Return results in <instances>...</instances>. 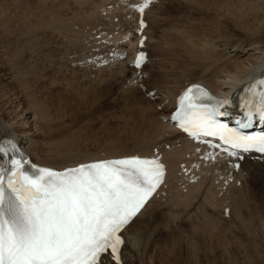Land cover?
Wrapping results in <instances>:
<instances>
[{
  "label": "rangeland",
  "instance_id": "374dc122",
  "mask_svg": "<svg viewBox=\"0 0 264 264\" xmlns=\"http://www.w3.org/2000/svg\"><path fill=\"white\" fill-rule=\"evenodd\" d=\"M110 1L0 0V84L7 83L6 88L25 97L27 103L39 105L53 123L64 125L75 135V148L52 147L51 155L60 153L57 161L138 149V144L124 130L134 122L128 117L152 101L136 89L122 91L123 86L113 81L111 73L96 72L93 77V71L75 66L76 61L89 54L88 38L94 33L90 25H100L99 8ZM258 1L158 0L155 7L151 5L144 13L149 25L144 32L147 40L143 51L154 60L151 67L142 70L141 85L147 88V93L157 84L152 77L154 71L161 74L171 71L188 58L190 51L203 52L213 45L219 49L232 46L237 38L226 31L229 15L222 3L251 17L249 10L258 6ZM102 25L105 27V23ZM86 43L88 46L82 51ZM124 126L127 128L122 129ZM46 159L52 161L53 157ZM260 173L247 174L240 184L235 182L229 187L234 189L227 194L229 189L223 192L226 195L215 204L225 206L224 210L219 207L208 212L206 206L212 203V198L205 193L202 200L186 197L177 202L180 212H172L181 215L159 210L157 224L151 225V230L149 227L148 234L145 230L137 243L134 241L136 259L126 252L124 261L264 264V170ZM200 201L204 206H200ZM148 214L151 217V211ZM145 217L136 225V232L145 229L150 218Z\"/></svg>",
  "mask_w": 264,
  "mask_h": 264
},
{
  "label": "snow or ice",
  "instance_id": "6c2138e0",
  "mask_svg": "<svg viewBox=\"0 0 264 264\" xmlns=\"http://www.w3.org/2000/svg\"><path fill=\"white\" fill-rule=\"evenodd\" d=\"M153 3L143 0L136 11L143 15ZM144 28L141 20L140 30ZM145 62L140 52L134 66L140 69ZM248 91L251 98L245 99L244 106L264 119V77ZM204 97L207 93L201 87L188 88L179 97L172 120L189 136H219L229 149L237 150H228V155L238 160L253 151L264 154V134L233 131L226 137L212 119L214 110L200 102ZM250 126L251 113L248 122L240 124ZM14 149L11 145L9 150ZM13 164L16 171L0 170V264H106L109 260L123 264L125 241L120 233L145 208L164 177L158 157L105 160L59 173L45 168L35 176L19 171L21 161Z\"/></svg>",
  "mask_w": 264,
  "mask_h": 264
},
{
  "label": "bare ground",
  "instance_id": "6f19581e",
  "mask_svg": "<svg viewBox=\"0 0 264 264\" xmlns=\"http://www.w3.org/2000/svg\"><path fill=\"white\" fill-rule=\"evenodd\" d=\"M119 1L121 0H118V2ZM105 5H107V3ZM108 5H115V2L112 0L108 2ZM221 5L224 8V12L229 15V28L226 31H230V34L236 35L237 40H233V42L236 43L232 42V46L229 49H219L214 45L211 47L210 44V48L205 50L203 49V52L192 50L189 52L188 58L183 63L181 62V64L174 65L171 71L166 73L164 72V74H161L162 72L155 73V71L152 73V77H155L154 82L156 81L155 83H157L156 86L152 88L155 99L152 101L146 97V93H143L145 98L152 101L151 104L144 106L145 104L141 102L143 104V106L140 107L141 111H136V113H132L128 117V120L134 121H130L132 125L130 126V122H127V126L130 127L127 128L124 126L122 128L124 129L126 127L127 129L124 131L128 132L130 140H133L135 144H138L137 150H125L121 152L111 151L107 154H100L99 156L90 157L88 156L83 159H62L57 161L56 158L59 157L58 155L60 153L56 151L57 153L51 155L52 147L54 146L55 148H62V150L75 148V135L73 134V136L70 133V130L69 132L67 131L69 128H63L64 125H62V127L57 125V123H53L51 120L52 118L50 119L45 114L44 109L38 107L39 105L36 106L34 104L27 103L25 97L17 95L13 89L6 88L8 86L7 83H2V86L0 84V139H2L4 136H12L15 138L26 150V152L31 155L35 163L56 169H63L68 166H75L81 163L104 158L135 155L141 157L154 156L158 157L163 162L167 170L165 184L155 195V197L148 202L142 212L128 225L124 232L125 234L123 237L125 243L123 245V251L130 253L131 255L133 254L132 258L135 257L136 259L134 253L136 245H134V241H136L137 238L139 239V236H142L145 230H147L148 234V230L151 225L155 226L157 224L158 221L156 222V214L159 210H167L171 212L172 210L178 211L181 207H178L179 205L176 204L177 202H183L186 197H197V199L202 200L201 197L204 193L212 198V203H209V206H206L208 209L206 207H204V209L206 208L207 211L209 210L208 212L219 207L224 210L225 206L221 207L219 204H215V202L221 200L229 191L234 189V187L229 190L227 189L228 191L226 194L224 193L223 195L222 193L217 198H215V193H213L211 183H207L209 178H206L203 183V178L200 177V179L192 185V178H190V184H188V181L183 178L184 175L181 174V165H184V167L187 169H192V167H194L192 171H195L196 173V171L209 172L210 170L207 168L208 164L204 162L202 158H199L197 154H195L197 152L200 155L201 152H198V150H196L194 147L181 140L179 134L173 129L169 128L162 121L164 115L168 116L171 113L176 97L191 83L198 82L204 84L213 92L220 94L222 97H230V100H234L236 98L235 96L238 97L239 91L242 89V87L251 84L257 78L261 77V73H264V0H259L258 6L249 10V12L253 14L251 17H247L249 15L246 14V12L244 13L242 11L240 12V10L233 9V7L228 6L227 3H222ZM122 10L125 11V13H122L121 16ZM95 12L97 13V11ZM107 13L111 21L115 18H119V24L113 25L111 22H108L105 23V28L107 26L117 27L118 25L124 27L128 33L130 28L133 27V24L135 25L137 22L136 18L127 19L126 17L129 15V13L122 7L121 10L117 7L114 8V10L108 11ZM145 18L147 19V16H145ZM90 27L95 29L98 26L90 25ZM85 35L88 36L86 33ZM103 39L106 38L104 37ZM119 40L120 38L117 40L112 39L111 42L115 44L118 43ZM136 40L137 38L135 41ZM93 41L97 43V41ZM135 44L136 42H129L131 49L135 46ZM86 46H88V43L84 45L82 51ZM134 52L135 51H133L132 56ZM125 68L127 67L125 66ZM114 71L115 72L97 70L96 72L111 73L113 76V81L123 86L122 91L127 90L128 88L139 91V87L142 86V81L135 82L132 77H128L129 74H126L125 70L119 71L117 68ZM158 108H160V110H158ZM126 137L127 136H125V138ZM46 157H53V160L50 161L46 159ZM199 165L200 168L198 170L197 167ZM261 170H264V163L258 164L246 158L245 161L241 163V167L238 172H231V170L228 172V174L232 176L243 173L261 175ZM215 171L220 172L217 175L226 173V170H224L222 167L217 168ZM164 187L165 189H169L168 191H170V193L167 194L164 202H156V200L160 199V194L165 190ZM240 187L241 186H239V188ZM181 188L184 191H182ZM235 188L239 189L238 187ZM171 191L174 193V196L171 195ZM209 199L207 201H209ZM199 203L200 206H204L201 201ZM233 207L234 204H232V208ZM186 208H188L187 205ZM182 210L184 211L183 208ZM149 211H151V217L148 216ZM178 212L175 213L176 216L181 215L178 214ZM172 213L174 214V212ZM145 216L148 218L150 217L146 222L145 229L142 228V230L136 232V230H134L136 225L141 223ZM153 226L150 227V230ZM123 258L124 256L122 259ZM133 263L134 262H132V264ZM106 264H115V262L109 260L106 262ZM123 264H127V262L123 261Z\"/></svg>",
  "mask_w": 264,
  "mask_h": 264
}]
</instances>
